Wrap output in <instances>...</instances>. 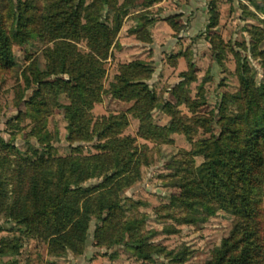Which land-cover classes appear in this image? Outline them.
Returning <instances> with one entry per match:
<instances>
[{
	"label": "rangeland",
	"instance_id": "rangeland-1",
	"mask_svg": "<svg viewBox=\"0 0 264 264\" xmlns=\"http://www.w3.org/2000/svg\"><path fill=\"white\" fill-rule=\"evenodd\" d=\"M38 1L0 0V264H264V166L225 198L263 127L264 5ZM64 37L102 52L94 97Z\"/></svg>",
	"mask_w": 264,
	"mask_h": 264
},
{
	"label": "trees",
	"instance_id": "trees-1",
	"mask_svg": "<svg viewBox=\"0 0 264 264\" xmlns=\"http://www.w3.org/2000/svg\"><path fill=\"white\" fill-rule=\"evenodd\" d=\"M39 1H38L37 6L36 5L34 6L35 9H32V12L34 13L35 11H37L39 13H42V15L44 16V14L47 13L45 10L46 9L47 11L49 10L48 6L50 3H46V1H49V0H39ZM77 2H80V0H78ZM73 8H75L74 13L79 14V7L74 5ZM81 20L78 19L75 23V25H77L80 28L82 25ZM95 24L97 25L96 29H92L90 33L94 34L93 38L95 39V41H97V44H99L102 47V52H104V50L107 49V44H109L110 42L109 41V36L111 37L110 29H107L105 25L103 26L100 23H95ZM75 32H77V30ZM59 38H62V37H59ZM64 39L62 40V43H59V45L57 44L58 46L57 55H59L60 58L63 59L64 62L66 61L67 64H70V66L73 67V70L80 69L81 78L83 77L84 82L88 83V86H86L85 83H81L82 82L81 78L78 79V77L71 76L72 74L66 71L65 73L71 76L70 77L71 80L74 81L76 84L73 87V89L76 90L74 94L76 97L79 98L81 92L83 90H86V91H89L90 94L92 95L95 92L96 90L95 88L97 86H98V90L100 89L99 82L103 78V75L101 72L102 69L100 68V66L104 58H102L99 55L102 52L100 53V51L96 49H93L91 54L90 53L82 54L75 50L73 51L71 50V47L73 49V46L68 42L67 43L64 42L66 41V38L64 37ZM140 64L141 63H138L136 65H140ZM50 74H59V73L52 72ZM99 78H101L100 81H99ZM55 81L56 82L59 81L60 83L63 82L62 80H55ZM119 81L122 84H124V87H136V86L138 87L141 84V82L129 81V80H126L125 78L123 79L121 78V80ZM51 84L53 83L52 82L47 83V85H51ZM259 99L264 100V87H263V94H260ZM68 111L70 110L68 109ZM261 114L263 116L262 118L264 119V109L262 110ZM78 117H80V115H78ZM251 139L254 140V143H250L252 147L249 148V146L247 145V147H245V149H243L240 154H237L239 155V158H240V162L238 163V166L239 165L241 166V169L237 171L238 175H236L237 173L236 174L233 173L232 169H230L229 167V164H225L226 172H229L228 173L229 178L227 179L225 178V198L226 197L228 198L229 205H231L236 210H237V207H243L244 204H246V206H247V203L249 204V200H247V198H244V199L242 198V201L240 199V197H242L240 190L241 188L244 187L245 181L247 182L250 176L252 177L251 175L252 173L256 171H260V173L262 174L263 172L261 168L264 166V121H263V127L258 131V133H254V132L251 133ZM42 182L44 186L41 185V187L43 186L42 188H48L49 183H48L47 178L46 179L43 178ZM41 187H40V184L37 183V189H34L33 191L35 194H37V196L42 197L44 195L42 194L43 192H42ZM246 212H248V208ZM244 260H247V258ZM226 264H228V262H226Z\"/></svg>",
	"mask_w": 264,
	"mask_h": 264
},
{
	"label": "crops",
	"instance_id": "crops-1",
	"mask_svg": "<svg viewBox=\"0 0 264 264\" xmlns=\"http://www.w3.org/2000/svg\"><path fill=\"white\" fill-rule=\"evenodd\" d=\"M195 1H199V0H193V2H195ZM238 1H243V2H248V3H250L249 5H252V3L250 2V1H253V2H255L256 4H260V6L261 5H264V0H238ZM198 7L199 6H197L196 8H191L190 9V7H189V9H186V8H182V9H180V12H182V13H185L186 11H195V10H198ZM250 8H252L253 9V7L251 6ZM203 13L202 11H195V16H198V14L199 13ZM256 14H258L260 17H261V15L259 14V13H256ZM237 15L240 17V14L239 13H237ZM263 18V17H262Z\"/></svg>",
	"mask_w": 264,
	"mask_h": 264
}]
</instances>
